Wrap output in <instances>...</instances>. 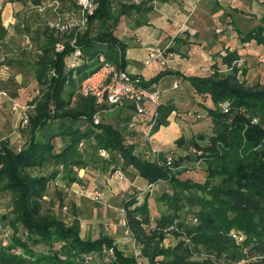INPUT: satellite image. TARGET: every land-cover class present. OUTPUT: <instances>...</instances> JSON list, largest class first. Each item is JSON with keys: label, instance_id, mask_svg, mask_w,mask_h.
Segmentation results:
<instances>
[{"label": "trees", "instance_id": "16d2710c", "mask_svg": "<svg viewBox=\"0 0 264 264\" xmlns=\"http://www.w3.org/2000/svg\"><path fill=\"white\" fill-rule=\"evenodd\" d=\"M15 1L32 13L22 32L33 49V54L22 52L15 64H29L42 90L31 103L26 144L17 152L10 141H0V195L7 200L0 216V264H264V84L249 85L243 79L247 70L238 66L237 51L218 55L224 70L214 64L206 75L181 77L192 103L201 109L193 116L208 117L211 133L186 143L180 137L177 144H186L183 155L159 151L158 159L152 160L145 157L144 147L137 151L133 138L143 130L135 127L145 119L152 136L169 125L177 109L174 104H161L155 119L154 112L138 114L132 105L98 107L91 96L79 95L78 87L99 68L100 57L126 71L128 45L115 34L122 19L132 20L133 28L147 25L154 4L171 0H116V5L113 0H94L96 8L86 16L85 27L64 31L37 14L43 0H7ZM69 1L51 0L59 5ZM71 5L80 8L75 2ZM235 31L242 45H264L262 25L245 33L237 27ZM8 35L0 11V44ZM173 41L166 51L179 54L183 41ZM75 50L80 51L79 64L72 67L68 61ZM93 65L88 74L86 69ZM170 74L164 71L148 81L141 76V86L150 87ZM223 102L229 103L226 113L219 106ZM106 113L112 116L108 120ZM103 151L106 157L100 155ZM196 164L205 181L182 179ZM89 168L103 174L121 172L126 179L139 177L153 185L152 191L166 185L157 200L165 206L159 216L152 218L147 199L139 204L136 192L129 193L120 208L124 230L138 255L127 254L106 235L82 237L78 221L68 225L44 208L53 182H80L77 171ZM169 232L177 243L165 246Z\"/></svg>", "mask_w": 264, "mask_h": 264}, {"label": "rangeland", "instance_id": "374dc122", "mask_svg": "<svg viewBox=\"0 0 264 264\" xmlns=\"http://www.w3.org/2000/svg\"><path fill=\"white\" fill-rule=\"evenodd\" d=\"M6 1L7 0H5V2ZM70 1L63 5H59L55 2H51V0H43L42 8L37 14H40L44 21H48L49 24L52 25L65 24L70 19L77 21L79 19V9H73L71 3L75 2L78 5L79 0ZM123 1L129 3L141 0ZM249 1L251 0H210V2L206 4L207 8L201 9V15L204 14L202 21L203 26L201 29L205 28L209 30L211 25L214 26L217 23L216 20L219 16L225 19V22L221 23V28H223L224 31L229 29L231 24L227 23H230V20H232V25L236 26L242 33L248 32L258 25L264 27V23H260V20L264 16V7H261L259 10L255 7L253 13L250 14L251 18L241 15V6L243 4L249 5ZM116 2V0H113L115 5L117 4ZM215 2L216 4H213ZM158 7L159 5L155 3L153 13H156V8ZM209 7L216 8L214 17L209 18ZM31 14L30 12L27 16ZM183 15L185 16L184 13ZM233 29L235 28L233 27ZM118 30L121 31L120 29ZM220 33H222V31H220ZM22 35L25 34L21 33V36ZM168 35V37H171L170 33H168ZM230 35V40L225 39L227 42H225L224 46L230 44L231 47H234L238 45L239 38H236V34ZM231 39H233L232 42ZM19 45L17 49L18 53L27 52L28 54H33L30 43L22 42L19 43ZM248 45L243 51L247 60L241 62L239 67H243L247 70L243 79L251 85L255 84L257 81H264V63H261L258 57L264 53V45H258L255 41H251ZM94 69L95 66L93 65L86 70L87 73L90 74ZM41 90L42 86L34 79L29 64L26 66V71L22 73H11L10 75L0 74V141H10V147L17 152L29 140L26 127L28 125L29 114L34 108L31 103L40 95ZM174 91L176 93L168 92L165 94V98L173 97L172 95L180 97V91L184 92V88L179 87ZM198 110L200 111L201 109L198 108L196 104L192 103L187 95L181 98V103H177L175 113L170 116V118H172L170 127L162 129L163 133H167L166 137L164 140L163 137H161L162 140L166 142L164 144L165 148L171 149L170 152L172 155L177 156V154L183 155L185 153L186 144L181 147L177 144V140L180 139V137H184L186 143V141H189L192 137H197L200 134L209 135L211 133L212 125L208 117L197 118L193 116L192 113ZM24 114L27 117L26 121L23 119ZM105 116L106 120L112 117L109 115L107 116V113ZM193 165L194 164H183V167L191 168ZM199 167L200 164H196L195 168L182 174L181 178L203 183L205 181V174ZM77 176L80 182L70 185L60 178L53 182L46 194L45 200L47 202L44 208H51L55 216L68 225L73 221H78L81 227L82 237L90 235L95 239L99 236L106 235L113 238L127 254L137 253L138 247L131 240L130 234L124 230L125 226L120 208L129 193L136 192L138 193L137 199L139 204L147 199L150 214L152 218H155L165 212V206L158 203L157 200L162 192L166 190V185L161 183L156 190L148 191V186L139 179H120L115 177L114 174H103L98 170L90 168L77 171ZM95 191L98 193L97 199L94 194H91ZM6 202L7 200L0 195V216L7 210L5 207ZM3 228V224L0 221V231H2ZM176 243L177 240L173 237L171 232L167 234L166 239L163 241L165 246H172ZM197 259L201 260L202 258Z\"/></svg>", "mask_w": 264, "mask_h": 264}, {"label": "crops", "instance_id": "0c3cea01", "mask_svg": "<svg viewBox=\"0 0 264 264\" xmlns=\"http://www.w3.org/2000/svg\"><path fill=\"white\" fill-rule=\"evenodd\" d=\"M209 2L210 0H171L165 4H158L159 7L156 8V13L152 14L147 25L133 28L134 24L132 20L122 19L115 32L116 36L128 45L126 57V71L128 73L142 76L144 81L151 80L164 71L172 73L151 85L158 87L162 91V104L171 102L177 107V103H181V98L186 97V95L192 101L186 88L187 83H185L181 77L206 75L209 73L210 67L214 64L221 70H224L218 55H224L227 50H236L242 62L247 60L243 51L247 48L249 43L242 45L238 40V45L234 47H231L230 44L224 46L225 42H227L225 39L230 40V34H236V38H238L235 29H233V27L235 28L236 26L232 25V20L229 21L231 25L226 31L221 28V23L225 22V19L221 16L217 18V23L214 26L211 25L209 27V30L205 28L201 29L204 17V14L201 15V9H206V4ZM213 4H216V2ZM248 4L249 5H240V13L243 17L251 18L250 14L253 13L255 7H257L258 10L264 7V0H251ZM209 8V18L214 17L216 8ZM0 11L2 23L9 32L6 41L0 44V74L10 75L11 73H22L26 71L27 65H16L15 62L22 59V53L17 52L18 46H20L19 43H30L26 35H22L23 37L21 36V33H23V22L29 17L27 15L31 12L30 8L24 6L21 2L6 1L0 7ZM220 31H222V33H220ZM167 32L170 33L171 37H168L169 35ZM175 38L188 43L184 46L182 45L183 42L180 43L178 41L181 46L178 52L179 54L166 51V48L174 46L173 40ZM232 41L233 39H231V42ZM178 42H176L175 47L178 46ZM30 46L32 45L30 44ZM155 49L164 50L165 53L163 52L157 59L147 62L146 59L148 54ZM260 56L261 55L258 56L259 59ZM68 62L69 65L72 62L79 64V60L73 59V57L70 58ZM174 73L179 74L176 75ZM258 82L264 84V81H257L256 83ZM174 83L178 85L177 88H184V92L182 91L184 94L180 91V97L172 95L173 97L166 99L165 94L168 92L173 93L175 92L174 90L177 89L173 88ZM171 119L172 118L169 117L168 126L161 127L158 132L150 137L151 145L164 153L170 152L171 149H166L164 146L166 142L163 140L167 133H163L162 129L170 127L172 123ZM147 122L148 121L145 119H140V125H136L135 127L136 129L140 127V129L143 130L141 133H136L133 138V143L137 145L136 148L139 152L142 151V147L145 148L143 145L146 144L145 138L146 134L149 132ZM161 137H163V140ZM134 178L141 180L147 185V183L139 177Z\"/></svg>", "mask_w": 264, "mask_h": 264}, {"label": "built area", "instance_id": "2783aa9c", "mask_svg": "<svg viewBox=\"0 0 264 264\" xmlns=\"http://www.w3.org/2000/svg\"><path fill=\"white\" fill-rule=\"evenodd\" d=\"M5 0H0V5L4 3ZM138 2V1H135ZM79 19L77 21L70 19L65 24L52 25L55 26L59 31H64L65 29L78 27L83 29L86 24V16L91 15L96 8L94 0H79ZM74 44V41L71 42ZM57 50L62 51L63 46L57 45ZM162 54L160 49L152 50L147 56V62L157 59ZM73 59L78 60L80 57V51L75 50ZM261 62L264 63V53L260 56ZM100 66L99 68L86 77L78 87V94L81 96H91L94 99L95 105L101 107L103 105L123 107L125 105H132L138 114L147 115L153 113V117H157L155 110L162 104V91L155 86L142 87L141 83L143 79L139 75L130 74L127 71L118 70L115 66L106 63L103 57L99 58ZM241 61L238 62L240 66ZM75 63L72 62L70 66H74ZM176 83L173 84V88H177ZM5 95V94H4ZM221 110L226 113L229 109V103L223 102L220 105ZM18 107V106H17ZM22 109L21 107H19ZM23 119L26 121L27 117L24 114ZM95 124L99 122V118H95ZM132 126V125H131ZM150 133L146 134V144L145 146V157L157 160L159 157V150L153 147L150 143ZM81 146V144H80ZM194 151V150H193ZM101 156L106 157L107 154L103 151L100 153ZM172 160L171 156H167V162L170 163ZM115 177L120 179H125L121 172H116ZM148 191H152L153 185H149ZM91 194L98 198V193L95 191ZM112 255V250L109 251ZM139 252L136 253L138 255ZM142 264V263H138Z\"/></svg>", "mask_w": 264, "mask_h": 264}]
</instances>
